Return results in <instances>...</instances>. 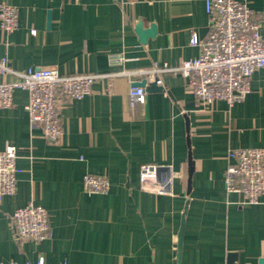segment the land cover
Returning <instances> with one entry per match:
<instances>
[{
  "label": "crops",
  "instance_id": "crops-1",
  "mask_svg": "<svg viewBox=\"0 0 264 264\" xmlns=\"http://www.w3.org/2000/svg\"><path fill=\"white\" fill-rule=\"evenodd\" d=\"M0 3L18 9V29L10 34L0 29V53L18 71L57 67L65 75H111L121 68L112 66L109 56L119 53L128 71L179 67L200 55L190 44L192 35L203 40L209 32L205 0H135L126 6L118 0ZM247 3L264 39V0ZM140 21L146 29L157 28L146 43L136 32ZM109 78L94 83L83 100L62 107L65 132L59 144L30 124L26 91L15 93L11 109L0 110V151L15 146L19 154L17 191L0 199V264L40 259L45 264H262L264 197L259 205L240 207L239 195L227 194L224 177L231 149L264 148V69L252 75L244 101L232 107L218 102L212 111L179 73H159L163 92L145 88L146 102L129 91L147 76ZM144 165L159 167L157 180L171 181L168 193L142 189ZM87 174L106 177L109 193L87 194ZM29 203L50 215L44 241L14 238L13 213Z\"/></svg>",
  "mask_w": 264,
  "mask_h": 264
},
{
  "label": "built area",
  "instance_id": "built-area-1",
  "mask_svg": "<svg viewBox=\"0 0 264 264\" xmlns=\"http://www.w3.org/2000/svg\"><path fill=\"white\" fill-rule=\"evenodd\" d=\"M121 5H132L135 0H118ZM209 32L201 40L193 34L190 44L200 49L198 58L184 61L179 67L162 68L155 65L150 71H128L125 69V55L111 54L112 66L121 70L111 75L82 73L65 75L57 67L29 68L24 71L13 69L9 60L0 53V110L14 106L15 93H28L25 107L32 126L42 128L46 139L59 144L64 138L61 110L64 105L83 100L93 92V85L99 80L115 77H131L135 74L147 76V82H156L159 73L181 74L187 89L199 100L206 111H212L218 102L229 107L244 101L251 92L252 75L264 69V39L256 13L247 0H205ZM19 27L18 9L7 3H0V29L13 33ZM35 35L36 31H32ZM1 47V45H0ZM14 81H7L8 77ZM144 87H132L130 97L142 102ZM18 149L8 146L0 151V199L14 195L18 185ZM229 166L224 182L227 194L241 198L237 205L254 206L264 197V148H234L228 153ZM159 167L144 165L140 182L143 190L166 194L171 185L168 180H157ZM84 191L89 195H104L111 190L110 181L99 175L87 174L83 180ZM14 238L18 242H41L48 238L50 215L40 205L29 203L17 209L12 216ZM30 264V263H27ZM37 264H45L40 259Z\"/></svg>",
  "mask_w": 264,
  "mask_h": 264
},
{
  "label": "water",
  "instance_id": "water-1",
  "mask_svg": "<svg viewBox=\"0 0 264 264\" xmlns=\"http://www.w3.org/2000/svg\"><path fill=\"white\" fill-rule=\"evenodd\" d=\"M51 25V14H49L48 16V27H50ZM136 32L140 38V41L142 43H146L148 39L150 38H154L157 34V28L155 25H151L150 28L146 29L144 27V24L142 21L138 22V24L136 25ZM130 87H144L147 89V91L149 93H153V92H163V87H158L156 82L154 83H148L147 80H142L140 82H136V83H132L130 85ZM144 102H146V97L143 98ZM189 166H190V172H189V185L191 183V177H192V172L194 170V161L192 159V156L190 154L189 156ZM186 214V212H185ZM185 214L184 217L182 219L181 222V228H180V232L178 235V258L180 259L181 256V251H182V244H183V236H184V227H185ZM232 258H235L236 255H231ZM234 261H232L233 264ZM262 264H264V261L261 262Z\"/></svg>",
  "mask_w": 264,
  "mask_h": 264
}]
</instances>
